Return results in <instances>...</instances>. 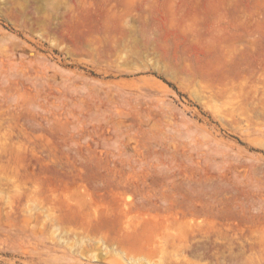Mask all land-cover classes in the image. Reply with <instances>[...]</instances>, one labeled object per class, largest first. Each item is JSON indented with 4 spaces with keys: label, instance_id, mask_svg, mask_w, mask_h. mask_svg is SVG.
<instances>
[{
    "label": "rangeland",
    "instance_id": "1",
    "mask_svg": "<svg viewBox=\"0 0 264 264\" xmlns=\"http://www.w3.org/2000/svg\"><path fill=\"white\" fill-rule=\"evenodd\" d=\"M0 264H264V0H0Z\"/></svg>",
    "mask_w": 264,
    "mask_h": 264
}]
</instances>
